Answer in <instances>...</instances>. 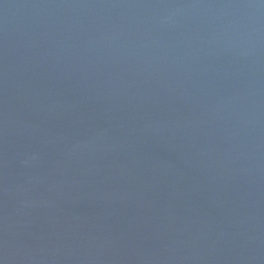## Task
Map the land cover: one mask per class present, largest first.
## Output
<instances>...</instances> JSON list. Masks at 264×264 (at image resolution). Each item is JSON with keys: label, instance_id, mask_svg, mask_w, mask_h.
<instances>
[{"label": "water", "instance_id": "95a60500", "mask_svg": "<svg viewBox=\"0 0 264 264\" xmlns=\"http://www.w3.org/2000/svg\"><path fill=\"white\" fill-rule=\"evenodd\" d=\"M0 264H264V0H0Z\"/></svg>", "mask_w": 264, "mask_h": 264}]
</instances>
